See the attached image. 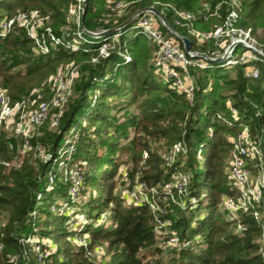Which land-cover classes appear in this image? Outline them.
Returning a JSON list of instances; mask_svg holds the SVG:
<instances>
[{
    "label": "trees",
    "instance_id": "obj_1",
    "mask_svg": "<svg viewBox=\"0 0 264 264\" xmlns=\"http://www.w3.org/2000/svg\"><path fill=\"white\" fill-rule=\"evenodd\" d=\"M35 1L37 3H33ZM78 1L0 0V31L4 18L29 11L33 6H43L51 14L55 35L65 38L64 41L76 39L77 36L62 31L61 27L67 26L69 10L77 6ZM105 1H85L83 22L87 29L99 26L113 29L133 13L154 6L178 33L192 41V51L196 52L210 53L212 49V43L202 42L197 32L212 31L223 25L230 12V0H136L125 17L106 19L101 8ZM240 6L239 26L242 19L245 26L241 28H254V34L258 29L264 31V0H241ZM181 13H190L193 18L181 20ZM127 28L122 31L121 40L126 38ZM164 33L171 35L167 30ZM175 40L184 49L183 42ZM148 41L140 35L132 38L129 44L132 61L125 63L121 58L118 63V67H125L121 87H117L114 76L111 88L101 90L96 100L93 95L92 106L99 101L97 111L84 121L85 113L81 110L86 106L91 88L96 82L101 84L96 78L106 77L107 64L112 57H118L116 53L91 63L92 58L99 55L101 45L83 42L77 51L50 44L49 52L45 53L38 49L25 28L17 24L7 36L0 37L1 88L13 102L27 96L35 101L34 106L49 102L55 93L53 78L60 68L71 63L79 71L64 108H52L42 125L21 135L15 132V126L0 128V215L5 217L0 227L1 264L4 261L11 264V258L16 255L20 256L18 264H41L39 254L31 249L25 251L20 240L34 229L26 226V222L38 203V194L44 195V200L51 197L46 193L52 194L53 190H42L48 183L47 172L76 124L80 138L71 164L81 163L87 169L77 211L82 204L81 215L86 221L84 232L89 234L94 249L105 250L100 251L99 259L96 257L89 264H264V200L248 211L234 212L226 210L221 203L224 197L239 196L235 182L229 177L233 160L230 138L248 126L252 137L261 140L264 148V67L261 66L259 77L252 78L246 75L249 63L231 66L230 71L218 64L208 68L191 66L189 74L195 84V101L191 105L185 94L162 75L155 46V58L150 59ZM45 80L48 88L39 94L38 87ZM233 109L238 113L234 114ZM59 114L60 121L56 123ZM97 120L99 125H96ZM175 143L184 144L185 150L170 166L164 154L169 155ZM134 146L132 168L120 170L123 151ZM203 149L208 150L207 156ZM36 152L41 157L46 153L49 158L47 161L40 157L35 159ZM144 154H147L146 159H143ZM19 156L23 159L17 165L14 161ZM226 158L227 164L223 165ZM201 161L205 164L203 171ZM141 163L143 166L139 168ZM177 173L189 177L187 191L204 195L193 209H183L180 203L170 199L165 207L162 204L165 210L153 213L147 203L133 206L122 198L104 196L114 190L118 175L123 185L133 186L139 177L150 188L162 192L165 183L175 180ZM202 177L209 185L201 187ZM56 187L66 198L68 185L58 183ZM85 191L90 199L83 200ZM177 196L180 198L181 194ZM112 203L114 206L110 207ZM220 206L223 212H219ZM42 213V229L35 233L50 238L55 231L52 219L55 213L46 208ZM231 215L236 216L229 218ZM168 219L171 224L167 228L156 227V223ZM40 222L36 219V226ZM58 228L69 231L65 219ZM171 236L177 238L176 244H168ZM73 252L81 255L84 248ZM71 255L72 252L67 254L57 246L46 262L70 264ZM150 256L155 257L154 260H148Z\"/></svg>",
    "mask_w": 264,
    "mask_h": 264
},
{
    "label": "built area",
    "instance_id": "obj_2",
    "mask_svg": "<svg viewBox=\"0 0 264 264\" xmlns=\"http://www.w3.org/2000/svg\"><path fill=\"white\" fill-rule=\"evenodd\" d=\"M109 6H112V10H118L125 8L127 4L122 0H109ZM241 5V0H230V12L226 18V21L223 25L217 27L216 29L208 32H197L202 42L208 44L214 43L221 44L223 48V52L225 51V55H223V60L218 63L209 62L206 58L196 57L193 55L187 54V52L182 49L179 44L176 42L175 38L172 34L166 35L159 28V19L157 16L150 11L149 9L144 10L141 14L136 18L137 24L136 29L137 32L135 35H142L146 37L149 41L153 43L156 48V59L160 65L162 75L173 82V85L183 92L188 100V102L192 105L195 101V84L193 78L189 74V68L191 66H199L200 68H208L213 66L212 64H218L220 67H227L228 65L237 66L241 64L251 63L252 61L259 60L261 63H264V49L258 48L257 44H248L246 40L255 36L253 29H243L239 26V9ZM154 7V6H148ZM145 7V8H148ZM155 8V7H154ZM142 10V9H141ZM111 14H107L106 19H110L113 16ZM180 16L183 19L190 20L193 18V15L190 13H181ZM16 18L6 19L2 23L0 37H5L12 30V28L17 24ZM131 25V24H130ZM30 26V24L22 25L25 27L28 36L33 39L36 43L37 47L40 51L49 52L50 44L52 46L63 45L67 49L77 51L81 49L80 43H90V44H100V52L103 54L105 52V48L108 47L109 44L114 43L118 46V50L115 52L119 58H122L125 63L132 61V56L129 54V50L127 47H123L124 43L119 42L122 31L128 26L120 29L119 31L111 34L100 37H91L88 34L79 33L76 39L70 41L61 42V38L56 37L52 32L48 34L49 39L42 43L41 40L44 38V35L40 33V29L42 23L38 24L36 27ZM110 28H106L107 31ZM240 31L244 35V39H236L233 37L234 34L228 36L225 39H220L227 31ZM96 33V32H95ZM100 33V32H98ZM112 36H116L117 41H113L110 39ZM214 37H219L217 42L213 40ZM231 37V38H229ZM237 47H244L246 49L245 54H240L238 58L233 56L234 51H237ZM88 51V48H85ZM193 54L196 51H192ZM217 53V52H212ZM213 56V55H212ZM218 59V58H212ZM78 67L75 65H68L63 69H60L55 77L54 86L55 93L52 96L51 101H43L40 102L37 106H34L35 101L31 96H27L24 99L13 102L10 95L6 90L0 88V126L5 124L7 126H15L16 132L18 135L28 134L29 131L36 127L42 125L50 116V111L55 107H62L71 97L73 85L76 77L78 76ZM261 69L257 66L255 70L246 69V75L252 78L259 77ZM98 81V78H96ZM233 113L237 114V109H233ZM61 115L59 114L56 117V123L60 121ZM74 133L71 136L72 139H66L64 141L65 148L59 150L58 156L55 160L60 157V155L67 153H71V157L76 154V144L79 141L80 135L79 131L76 127H74ZM213 134H210L212 137ZM233 147V160L231 162L229 168V177L235 182L236 187L239 192V197L237 200L232 198H228L226 201L227 208L236 211L239 209H244L248 211L252 208L256 203L264 200V173L263 169L260 168L259 164H256V168L261 172L260 177L256 179H252L251 170L248 167V161L254 160L258 163V161L264 159V148L262 146L261 140H256L252 137L249 128H245L244 130L237 133L231 140ZM63 143V144H64ZM184 149L182 143H178L174 146L172 153L169 155L167 163L168 165H172L176 159V156ZM147 158V154L144 155ZM77 164H71L72 167L77 168ZM66 167V164L63 165ZM72 182L74 187L71 189V194L74 196L72 204L79 198L78 192L80 189L81 183L84 181L81 172H77L76 169L72 171ZM188 176L177 173L175 180L168 181L165 183L162 192L157 188H153L154 194H152V198L148 196H143L139 189L133 190L128 198L131 202H134L136 205H142L143 203H147L149 208L153 213H159L162 211L161 198H166L168 196H174L175 192L182 194L188 188ZM50 181L53 182V177H50ZM145 183V182H142ZM141 184V183H140ZM51 186H48L46 191H50ZM176 190V191H175ZM42 194L39 193V196ZM198 200V199H197ZM196 199H192L187 202V205H190V208H195L197 204ZM62 205L53 206L56 209L59 206L60 214L67 215L68 212L65 210L68 208L72 210V205L69 203H62ZM66 207V208H65ZM86 221L80 224V228L85 226ZM162 228H167L168 225L171 224V220L168 219L162 223ZM79 226V223H78ZM77 226V227H78ZM30 241H34V239H30ZM178 242L175 236H171L168 243L176 244ZM40 243L37 245L35 252L39 254L40 260H46L50 255L46 250L47 247ZM2 246L0 245V248Z\"/></svg>",
    "mask_w": 264,
    "mask_h": 264
},
{
    "label": "rangeland",
    "instance_id": "obj_3",
    "mask_svg": "<svg viewBox=\"0 0 264 264\" xmlns=\"http://www.w3.org/2000/svg\"><path fill=\"white\" fill-rule=\"evenodd\" d=\"M85 1L86 0H79L77 6L74 5V6H72V8H70L69 13H68V17H67L68 21H67V24H65L67 26L63 27L64 26L63 25L61 27L62 31H67V33L71 34V36L72 35L79 36V33L87 34L86 30L90 31V32L98 33V32H101V31L106 29V27H103V26H99V27H97L94 30H89V29L86 28V26H85V24L83 22V16H84V11H85ZM122 1H124L127 4V6L125 8L118 9V10H115V11L112 10V6L111 5L109 6V4H110L109 0L105 1L104 2L105 6L103 5L101 7L102 10L104 8V10H103L104 15H107V14H111L112 15V13H113V16H112L111 19L116 18V17H118V18L125 17L129 13V11L133 7V5L136 3V0H122ZM33 3H37V2L35 1ZM109 8H111L110 11H108ZM20 10H25V9H20ZM139 11H137L136 13H133L127 20H129L130 18L135 16ZM50 16H51V14L45 11V7H43V6L34 7L33 6V7H30L29 11L19 12L15 16H12V17L8 18V20L11 19V18H16V22H18L17 25H19L21 27H22V25L25 26V24H27V23L30 24V26H34V25L37 26L38 24L42 23V26H41V29H40V33L44 35V38L41 40V42L44 43V42H46L49 39L48 34L50 32H52L55 35V33H54L55 29H54V27L52 25V20H51ZM105 18H106V16H105ZM4 19H3L2 23L4 22ZM101 19H100L99 22H101ZM180 19L181 20H186V19H183L182 17ZM127 20H125L123 23H125ZM241 21H242V19L240 20V26L241 25L245 26V25L242 24ZM123 23H121V24H123ZM136 24H137L136 20L134 22H132L131 25H129L128 28H127L126 38L124 40H121V39L119 40V42H123L124 43L123 47H127L128 48L130 55H131V52H130L129 44H130V42L132 41V38H134V36H135V34L137 32V29L135 27ZM115 28H117V27H115ZM159 28L163 32H165L167 30L166 27H164L160 22H159ZM110 29H112V28H110ZM252 29H253L252 32H255V29L254 28H252ZM232 34H234L233 37H236V39H238V40L245 38L244 35L242 34V32L235 31V30L234 31L230 30V31H227L223 35V37L220 38V39L223 40V39L227 38L228 36H230ZM55 36L59 37L57 35H55ZM140 36H142V35H140ZM59 38H61V37H59ZM218 38L219 37H214L213 40H215L217 42V40H220ZM229 38H231V37H229ZM64 39L65 38H61L60 39L61 42H64ZM110 39H112L114 42L117 41L116 40V36H112ZM263 40H264V31L262 29H258L257 33L255 34V36L250 38V39H248V40H246V42L248 44H253V45L257 44L258 48L264 49V41ZM36 43H37V41H36ZM147 43H148V46L151 48L150 59L153 61L154 58H155L154 45H153V43L151 41H148ZM221 47H222L221 44L214 43L213 46H212V49L209 50L210 53H208V52H200V53H204V54L208 55L210 58H221V57H223V55H225V51L223 52V50H222L223 48H221ZM105 49L106 50H105V52H103V54L101 52H99V55L97 57H93L90 62L91 63H98L99 62V58L111 55L112 53H115L118 50V46H116V44H114V43H111ZM236 50L237 51H234V54H233V56L235 58H238V56L241 53L245 54L247 52L244 47H237ZM212 52H217V53H213L212 54ZM120 59L121 58L116 57V56L112 57L109 60L108 64H107L106 77H103V79L98 78V80L101 81V84L99 82H96L97 84H94L92 86L91 91L89 93V96L87 98L86 106L83 107L82 110H81V113H85L84 114V121H87V116H89L90 113H96V111H97L96 109H97L99 101L95 103V106H92L91 97L93 95L95 96L94 100H96L99 97L98 95H99V92L101 90L104 89V92H105V88H107V89L111 88L112 84L114 82V76L117 78V83H116L118 85L117 87H121V85H122V76H123V72H124V68L125 67H123V66L122 67L119 66L120 68L118 67V63L120 62ZM74 62H76V61H74ZM249 64H250V66L247 69H252V71L255 70L257 66L260 69H261V66L264 67V63H261L259 60H256V61L254 60V61H252ZM65 65H66V63H65ZM68 65H72V64L70 63ZM68 65H66V66H68ZM231 66L232 65H228L225 70L230 71L231 70ZM228 67H229V69H227ZM118 68H119V70L117 71ZM60 69H63V68H60ZM260 74H261V72H260ZM47 80H45L43 82V84L40 87H38L39 88L38 89V93L39 94H41V93H43V92H45L47 90V88H48V84H47L48 81ZM1 85H2V81L0 80V88L2 87ZM177 90H179V89H177ZM110 91H111V89L109 91H107V92L109 93ZM63 108L64 107H62L61 109H63ZM133 110L135 111V109H133ZM55 121H56V118H55ZM76 125H78V124H76ZM96 125H99V121L98 120L96 122ZM74 127L67 134V136L65 138V141H66V139H69V140L72 139L71 136L73 135V133L75 131ZM0 128L1 129H4V128L5 129H10V128L13 129V126H6L5 127V126L1 125ZM245 128H248V126L244 127L240 131L244 130ZM240 131H238L237 133H239ZM234 136H232L230 138V141L232 140V138ZM139 142H141V140H139ZM77 143H78V141H77ZM176 144H178V143H175V145ZM77 145L78 144H76V146ZM202 146H204V145H202ZM64 148H65V143L62 144V146H61V149H64ZM134 148H136V147L134 146V147L128 148L126 151H123V154H124V156L122 157V163L123 164H122L120 170L130 171V169L132 168V166H133L132 165L133 164V158H132L131 152L134 150ZM77 150H78V148H76V153H77ZM183 150H185V149H183ZM37 152H36L35 159L40 157V159H43L44 161H47V159L49 158V155H47L45 153V154H42V157H41V154L39 155V153L37 154ZM203 152H204V156H207L208 150L207 149H203ZM171 153H172V151H171ZM23 154H25V153H23ZM225 154H227V153L225 152ZM64 155L65 154L63 153V155H60V157H58L56 160H54V163L51 165L50 169L48 170V172H47L48 183H47V186L45 188H44V186L42 187V190L46 191L48 186H51L52 189L51 188L50 189L53 190L52 194H49L46 191L47 192L46 196H51V197H50V199L47 198V199L44 200L43 199L44 195L39 196V194H38V198H37L38 199V203L36 204V207H35L34 211L29 213L30 214L29 215V219L30 220H28L26 222V226H29V227L32 226V227H34V229H32L33 231H31L28 235L24 236L20 240V243H21V245H22V247L24 248L25 251H27L28 249H31L33 252L36 250L37 245L42 243L43 244L42 246L45 245L47 247L46 250L49 252V254H51L52 252L56 251L57 246H58V248L60 246L65 253L70 254L72 252L71 259L69 261L70 264H89L88 262H92L93 259H95L96 257L99 259L98 254L100 253V251H102V253H104L105 250H104V248L98 247V246H97L98 248L94 249L92 243L90 242L89 234H86V232H84V227L79 229L80 226H81L80 224H82L85 221V219L81 215V213H82L81 210L83 211L82 204L79 205V211H77L78 210L77 204L79 203V200L81 198V192H82V189L84 188V181L80 185V189H79V192H78L79 198L73 204H72V201L75 200V199H74V196L71 194V189L74 187V184H73V182L71 180L72 175H73L72 171L76 169L77 172H79V173L81 172V175L84 178L85 177V170H87V169L81 163L76 165L77 168L72 167L71 163L74 162L73 159L68 160L72 154L71 153H67L66 156H64ZM144 155H143V159H146ZM169 155L164 154V157L166 158V161L168 160ZM15 159L17 161L16 162L14 161V163L19 165L23 158H20V156H19V157H16ZM226 160H227V158L224 160L223 165L227 164ZM64 164H66V167L63 166ZM256 164L260 165V168L263 169V173H264V159L258 161V163L256 161H254V160L248 161V167L251 170V176H252L253 180L258 178V177H260V176H262L261 172L259 173V171L257 170ZM142 166L143 165L141 163L139 165V168H141ZM201 170L202 171L205 170V164L203 163V161H201ZM51 176L53 177V182L50 181V177ZM118 177H119V175H118ZM118 177L116 176V178H115L116 182L114 181L116 183L114 190H112V191H110L108 193H104L105 197H108V198L119 197V198H122V199L126 200L130 205L138 206L134 202H131L129 200L128 196L133 190L139 189L143 196H148L149 198H152V196H153L152 194H154V191L152 189L154 187L150 188L145 183H142L141 180H139V177H137V179L135 181L136 183L133 186H130V187H129L128 184L127 185L121 184L119 179H117ZM188 181L190 183L189 179H188ZM201 181H203V185L201 187H203L204 185H209V183L206 182V179L204 177L201 178ZM58 183H63L65 185H68V190H67L68 194L65 196L66 198L63 197V195L60 193V191L58 190L57 187L55 188V186ZM189 183H188V186H189ZM98 190L99 189H96V191L95 190L94 191L97 192V194H98L99 193ZM179 194L180 193L175 192L174 196H168L166 198H161L160 204H163L164 207H165V204H168L169 200L171 199L174 203H177V204L180 203L181 208L186 209L187 207L190 208V205H191V204L187 205L188 200L190 201L193 198L196 199V200L198 199L197 202L195 203V204L198 205L199 202H201L203 200V197H204L203 194H196L195 195V194H191V192H189L187 190L183 194H181L180 198H179V196H177ZM99 195H100V193H99ZM88 198H89L88 192L85 191V194H83V200L88 199ZM232 199L237 200V198H232ZM227 200H228V197L227 198L224 197L221 200V203H222L223 207L226 210L234 212V211H232V210L227 208V204H226ZM61 202L62 203H64V202L65 203H69L70 206L72 205V207H73L72 210L71 209L69 210L68 208L65 210V212H68L67 215L60 214L59 206L56 209H54V207H51V204H55V203H57L58 205H62ZM221 203H220V205H221ZM57 204H55V206ZM112 206H114L113 203H112V205L110 207H112ZM62 207H64V205H62ZM221 207L222 206L219 207V212H223V211H221L222 210ZM44 208H46V209H48L50 211L52 210L55 213V214L52 215V219H53L54 225H55V228H54L55 231H54L53 236L50 237V238H48L47 235L45 236V235H43L41 233H38V234L35 233V232H38V230L42 229V225H41V223L43 221L42 209H44ZM190 209H192V208H190ZM162 210H165V208H162ZM86 211H89V207L86 208ZM77 212H80V214H78ZM227 213H228V211H227ZM222 214L225 215V213H222ZM235 216L236 215H231V217L229 216V218H235ZM102 218H103V220H105L104 216ZM236 218H239V217H236ZM4 219H5L4 215H0V227L3 225ZM36 219H39L41 221L39 223L40 224L39 226L38 225L36 226V224H35ZM64 219L66 220V225L68 226V228H69L68 230L70 232L67 231L66 229L58 228L59 225H61V221L64 220ZM237 221L239 222L240 219H238ZM78 223H79V226H78ZM162 223L163 222L156 223V227H158V228L162 227V225H163ZM59 231H64V232L62 234L58 235V236L55 235ZM66 236H67V238H66ZM68 238L71 239V240L68 241ZM30 239H34V241H30ZM80 247L84 248L83 254H81V255L74 254L73 251L79 249ZM0 250H2V247L0 248ZM0 256H2L1 251H0ZM19 258H20L19 255H16V256L12 257L11 261H10V262H12L11 264H18ZM154 258L155 257H151L150 256V257H148V260H154ZM46 260L38 259V261L41 264H54L52 261H49V263H48V262H46ZM2 261H3V259L1 258V262ZM1 262H0V264H1ZM4 262L2 264H4Z\"/></svg>",
    "mask_w": 264,
    "mask_h": 264
},
{
    "label": "water",
    "instance_id": "obj_4",
    "mask_svg": "<svg viewBox=\"0 0 264 264\" xmlns=\"http://www.w3.org/2000/svg\"><path fill=\"white\" fill-rule=\"evenodd\" d=\"M149 9L150 11H152L157 18L159 19L160 23L166 27V29L168 30V32L170 34H172L174 37L178 38L179 40H181L184 44V50L187 52V54L189 55H193L196 57H203L206 58L209 62L212 63H218L221 62L223 60V58H218V59H212L210 58L208 55L204 54V53H200V52H196L195 54L192 53V41L184 36L181 35L180 33H178L165 19V17L163 16V14L158 11L156 8L154 7H148V8H143L142 10H140L135 16H133L132 18H130L129 20H127L125 23L121 24L119 27L117 28H113V29H109L107 31L104 32H100V33H95V32H90L86 30V33L91 36V37H100V36H105V35H111L117 31H119L120 29L130 25L132 22H134L136 20V18L138 17L139 14H141L144 10Z\"/></svg>",
    "mask_w": 264,
    "mask_h": 264
}]
</instances>
